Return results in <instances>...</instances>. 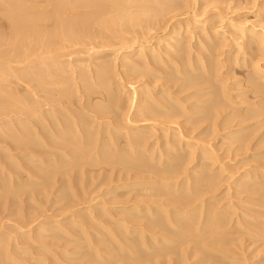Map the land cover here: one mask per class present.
<instances>
[{"label":"rangeland","instance_id":"1","mask_svg":"<svg viewBox=\"0 0 264 264\" xmlns=\"http://www.w3.org/2000/svg\"><path fill=\"white\" fill-rule=\"evenodd\" d=\"M123 1L126 3L125 4V3L121 2V4H122L121 6H123V7L125 6L123 9L126 8L125 10H127V9H131L133 7V9H131V11L127 10L128 13L131 16L128 13H126L127 11L123 13L122 11H124V10H122V7H121L120 9L122 10L121 11L122 15L120 14L119 11L117 12L120 16L117 15V13L116 14L113 13L114 14L113 15L111 12H109L108 17L110 16V20H114V18H115V20L112 21L113 22L112 23L111 21L109 22V18L108 17H107L108 19L105 17V15L107 16V14H108V12H105L104 15H103V18H104V20L107 19L106 22H109L108 24H110V25L105 27L106 29H103L104 25L102 26L99 23V25H100L99 26L98 23H97L96 25H94V27H92L91 33L85 34L87 37L85 35H83L82 37H80L78 39L79 41L76 40L74 42L69 43V44H72V45L67 44L69 46L65 47L66 49H64V52H65L64 55L65 56H69V58L64 56V58L66 60L65 59H63V60H65V62L66 61L68 62V60L70 59V62H68V63L64 62L68 67L66 65H65L66 67L63 66L64 63L62 62L63 63L62 68H63V70L65 68H67V69H65V71H66L65 74L68 73V76H71L70 74L72 73L71 72L72 70L70 71V68H72V67H73L72 68L73 70L77 69V70H79L80 73L82 72V70H84L82 72V75L84 76V78H82V79L81 78L80 79L79 78H75L74 79V80L81 81L82 85L81 84L78 85L77 82H79V81H77V82L75 81L73 83L74 80L69 81V79H68V81H69L68 84L71 85V86H67L68 84H66V86L68 87L67 89H70L69 87H72L70 89L71 90L70 91L71 96L75 92H79V93H76V95H73L72 99L70 98V103H72V102L75 103V104L72 103L73 105L71 104V106L75 105L72 109L74 111H76V112H78V107L76 106V102L77 101L80 102V99H82V97L84 95L87 96V94H89V92H90V90H87V87L86 88L84 87V86H86L85 84H88V87L91 90L95 89V85H94L95 84L94 83L95 80L91 81L90 76L93 75V74L96 75L103 68H107L108 67L106 69L107 71H105L107 73L106 74V79L108 80L107 81V85L108 86L106 85L107 88L105 87V89L108 90L110 93L111 92L113 93V95L111 93L112 98L110 96L109 97L107 96L108 100H105V99H107L106 97L104 99L96 97V98H94L92 100V103L94 105H96V104L98 105L99 104L101 106L108 107L109 110L112 109V111H109V113H106V117L111 118L113 121L118 119V120H116V124H118V121L120 120L119 123L122 125L121 126L119 124L120 125L119 126V125L115 124L113 126H110V130L111 131L116 130L118 128L117 129L118 133H116V134L114 133V134H115V136L117 138L119 136V139H117L119 141V144L117 143V141H115L113 143V145H112V144H110V142L109 143L107 142V140L110 141V139H108V138L106 139V142L110 146L112 145L111 146L112 148L114 146L115 148H113V149L115 151H117L115 153V151L111 147H109L110 149L108 151V148H107V151L109 152L110 155L113 152L112 156L114 155L116 157V159L119 158L120 160L121 159L125 160L128 157V155H129V158L131 157L129 159V161L134 160V159H132V158H134V156L130 155L132 153L131 150L130 149L128 150V147L125 144V141H127V140H125L124 138L126 137L127 132H128V134H133L135 132L133 129H131L132 128L131 126L137 124L136 122H138V120H139L138 119L139 115L137 114V111H138V109L139 110L142 109L141 107H139L140 105L138 104V102L142 98V96H146V95L150 94L149 92H151V91L153 92V94L155 93V96H157L156 94H158L161 90H167L168 88H170L171 91L169 89L168 90H169L170 95L172 96V98L178 99V100H180V102L183 100L184 103H186V105H191L192 102L196 103V101L198 102L200 99H201L200 102H202L203 101L202 99L204 97L198 99L197 97L196 98H191L190 96L192 94L200 91V90L202 91V88H204L203 90L205 91V88H206V90L209 89L208 90L209 91V95L214 96L213 99H215V97H216L215 95L217 94L216 91H218V95L220 96L219 99L225 101L224 98L222 97V94H223V92H226V93L229 92L231 95H229V94H227V95L229 97L231 96L230 100L235 96L233 98L235 101H233V99H232V102H235L234 104H237V105L240 104L241 105L242 103L243 104H247V103L249 104V102H250V104L253 106L254 103H255V106H253V109H255L254 107L260 108L259 105L261 107H262V104L264 105V99L263 98H260V97L257 98L256 96L253 97L254 96L253 95L254 89L251 88L249 86V83H248L250 81V79H256L257 80L256 76H258V73L261 72V71H264V43H263L264 42L263 41L264 40V0H167L169 5L167 4V1H165V0H156L157 4L155 3V0H139V1L138 0H132L134 2L133 5H128L131 2V1L129 2V0H123ZM147 1H149V3L151 2V4L153 2V4L155 5V6H153V4H152L153 7L151 6V4H148L153 9H151L146 4V3H148ZM139 2H141V3L139 4ZM137 3H138V5H136ZM135 5L137 7H135ZM163 5H164V7H163ZM130 6H132V7H130ZM157 6H159L158 7L159 11L157 10V12H156V10H154V7L157 8ZM140 7H141V9L143 8V10H142L143 12L139 11V15L137 16V20H138L137 21V20H135V17L138 14V9ZM147 7H149V8H147ZM162 8H164V9H162ZM166 8H168V9H166ZM147 9H149V10L151 9V11L149 12ZM161 9L164 10V11H162ZM146 10H147V12H146ZM132 13H134V15ZM110 14L112 15V17H111ZM126 14H128L129 16H127ZM115 15H117V16H115ZM120 17H122V18H120ZM128 19H130V21H128ZM133 19H134V23L131 22ZM119 20H121V21L119 22ZM122 21H124V22H122ZM119 23H121V24L124 23L125 26L122 27V25L119 24ZM111 24L115 25L114 26L115 28L112 29L113 31L109 28V27L113 28L112 27L113 25H111ZM7 25L8 24H7L6 20L3 18L2 14L0 13V36L3 35L0 38V41L1 40L3 41V39L5 38L4 36H6V35L8 36V34H9V28H8ZM95 26H97V27L95 28ZM101 27H102V29H101ZM3 32H6V33L8 32V34L3 33ZM251 33L252 34L255 33L256 36L254 35L255 37H253ZM7 36L4 39V43L2 41L0 42L1 43L0 44V57H1V59H2V56H3L2 54L3 53H4V55L5 54L9 55V56H6V57H10L11 56V54H10L11 53L10 52L11 49H10L9 46H11V48L13 46L10 43H9V46H8V41L6 40ZM260 39H262L261 40V44L259 43ZM181 43H182V45H181ZM6 44H7V46H6ZM7 47H9V48H7ZM203 48L204 49L207 48L209 51L207 52L206 51L207 49L204 50ZM155 49L156 50L158 49V51H156ZM6 50H7V53H6ZM8 50H9V53H8ZM153 50H154L155 53H149L150 51H153ZM61 52H63V50H61ZM66 52L67 53L69 52V53L66 55ZM71 52H73L74 54L71 53ZM140 52H142L144 56L142 54H140ZM94 53L96 54V56H95ZM165 53H167V54H165ZM98 54H99V56H98ZM140 55H142L143 57H141ZM150 55L153 56V57L149 58ZM169 56H171V57H169ZM197 56L203 58L202 59L203 61H207V60L213 61L214 65L215 64L217 65V63H218L217 66L215 65V67H217L216 69L218 70V72H217L216 69H214V70H216L217 74H216V72H214L213 75H211L212 78L215 76V78H213V80H214V82H217L218 84L216 83L217 84L216 85L213 82L216 86L212 85L213 83H211L212 82L211 76H210V78L204 76V78L205 77L206 78L205 79L203 78V81L206 80L205 81V85H207V86H205V85H203L202 87L200 86L201 88L198 86V88L200 89L199 90L196 87H195L196 89H194V87L192 86L193 84H192V85H190L191 89L188 87V85H186L185 87L186 88L188 87L189 89H186V88L182 89V87H184V85L187 84V81L184 79V75L185 74H186L185 75V78H186L192 73L193 69H195V70L198 69L199 73L202 72V69L200 70V68H203V67H201L202 65L200 66V62L197 61L198 64L196 62H192L195 59L197 60ZM209 56H210V58L208 59L207 57H209ZM36 57H35V61L37 60L39 62L38 63L36 61L38 63L37 66H39V64L42 61L40 62V57H39V60L37 59L38 57L37 58ZM48 57H50V56H46L47 59H51V58H48ZM154 57H156V58H154ZM160 57H161V59H165L167 61V67H166V65H165L166 68L162 67V68H164V70H162L161 67H157V66L147 67L144 64L145 62H143V61H146L147 59H150V60L156 59L157 60V59H160ZM33 59H34V57H31L30 60L28 59L29 64L32 63L31 61ZM216 59H218V60H216ZM183 60H184L185 63L184 62L180 63V61H183ZM190 60H192V61H190ZM28 61H26L27 62L26 64H28ZM46 61H47V63L50 62L49 60H46ZM100 61H103L105 64L103 62H100ZM166 61H165V63H166ZM172 61H174V62H172ZM187 61H189V62H187ZM2 62L4 64H2ZM2 62L0 60V65H1L0 67L1 68H2L3 65H6L5 59H3ZM52 62L53 61H51L50 63H52ZM83 62H85L84 63L85 66H83L84 65ZM190 62L193 63V64L190 65ZM34 63L35 62L33 60V64ZM69 63H70V65L72 67L70 65H68ZM71 63H73V64H71ZM186 63L187 64L189 63L188 67H187ZM194 63H196L199 68H197V66H195ZM106 64L108 66H106ZM141 64H142V66H145V67L142 68ZM202 64H203V62H202ZM219 64H221V65H219ZM15 65H17V64H15ZM15 65L14 64L12 65L14 67V69H13L14 71H12V70H11L12 72L4 71L5 74L10 75V76H12L14 74H16L18 76H23L24 71H16L15 70L16 68H20L18 66H20L22 64L16 66V68H15ZM73 65L76 68H74ZM77 65H78V67H77ZM89 65L90 66L93 65V67H89ZM94 65H96L97 68H95ZM22 66H21V68H22ZM189 66L193 67V68H191L192 70L190 69ZM258 66L260 68L259 72H258V69H259ZM182 67L185 68V69L188 68L191 71V73H186V72H190L189 70L188 71L187 70H183L184 71V73H183V71H182L183 68ZM256 67L258 69H256ZM38 68H34V71L36 70V72H34L33 69L31 70V72L32 71H33V73L41 72L42 68L41 69L40 68L38 69ZM91 68H92V70H91ZM99 68H100V70H99ZM104 70L105 69H103V71ZM180 71L182 72L181 74H180ZM15 72H17V73H15ZM147 72H148L149 75L147 74ZM176 73H178V74H176ZM19 74H21V75H19ZM86 74H87V76H86ZM89 74H91V75H89ZM175 74L178 75V76H176ZM187 74H189V75L187 76ZM214 74H216V75H214ZM254 74H255V77H254ZM64 76L66 77L67 75H64ZM71 77H73V75ZM252 77H254V78H252ZM71 79H73V78H71ZM170 79H171V81H170ZM215 79L217 81H215ZM150 80L154 81V82L151 81L152 83L149 84L151 86L148 85V83H150ZM172 80H173V82H172ZM165 81L167 82V85H166ZM207 81L208 82L211 81V82L208 83ZM220 81H224V82L226 81V82L225 83L223 82V84L221 82V84H219ZM71 82H72V84H70ZM17 83L18 82H16L15 84L11 83L10 85L9 84H3V86L5 85L7 87L6 91L7 92L9 91L8 93L11 96H14V97L11 98V99H13V102L16 101V99L18 100L17 102H14V104L16 103L15 105H17V107H18L16 109L14 108L15 110H18L19 108L24 106L22 104H25L24 99L27 98L26 97L27 96L26 85H24V84L21 85L22 83L19 82L20 86H19V88H17L18 87V85H16ZM202 84H204V82ZM0 85L2 86V84H0ZM7 85H9L10 87L7 86ZM80 85H81V90H79ZM14 86H16V87L14 88ZM66 86H64V87L66 88ZM77 86H79L78 89H75V88H77ZM163 86L165 88H163ZM169 86H171V87H169ZM178 86H180L181 88L178 87ZM210 86H214L215 87V88H212V87L211 88L216 92V94H214L215 92H211L212 89L210 88ZM221 86H222V88H221ZM192 87H193V90H192ZM142 88H144V89H142ZM74 89H75V91H74ZM16 90H18V91H16ZM76 90H78V91H76ZM138 90H140V91H138ZM227 90H230V91H227ZM15 91L18 92V93L15 94L16 93ZM22 91L23 92L26 91V92L23 93ZM72 91L74 93H72ZM134 91H136V92H134ZM141 91H142V93L144 92L146 94L143 95L142 93H139ZM169 92L163 94L162 98H161V95L157 96V98H159V97H160L159 99H166V97H167V99L169 97L171 98V96H169ZM175 92L177 94H179V95H177ZM133 93H135V94L137 93V94L133 95ZM220 93H222V94H220ZM19 94L20 95L22 94V96L20 97ZM82 94H83V96H82ZM116 94H118V97H117ZM153 94H151V95L153 97H155ZM137 95L139 96L138 97L139 99H137ZM209 95L208 94L206 95V98L204 99V101L206 99L208 101L212 99V96H209ZM245 95H247V97ZM86 96H84V97H86ZM239 96H240V98H239ZM84 97H83V100H84ZM187 98L188 99L191 98L192 101L190 99H189L190 100L189 101ZM111 99L113 101H111ZM262 99H263V101H262ZM137 100H138V102H137ZM11 101H10V103L12 105L13 102H11ZM183 101H182V104H183ZM228 102L225 103L226 106H227V104H228V106L230 105V102L229 103ZM259 102H260V104H259ZM111 103H113V104H111ZM135 103L138 104V105L136 106ZM256 104H257V106H256ZM11 105L9 104L10 107H11ZM237 105H236V107H235V105H230V107L227 106L229 111L227 110L226 111L227 114L225 113L224 115L220 116L221 118L218 117V119H217V117H215V119H217L216 123H215V119L214 118L206 119V122L203 124V126L201 125V129H205L207 127L211 131L216 126L217 123H220L222 121V119L226 115H228L230 113L232 114V112H233V114L236 113L237 108L240 106L239 105L237 107ZM241 106H242L243 110L242 109H240V111L238 110L236 114H239V112L241 113V115L242 114H246V115H243L244 119L245 118L248 119L250 116H247V114L250 111H252L253 109H251V107H245L243 105H241ZM241 106L239 108H241ZM111 107H113V108H111ZM243 107H245V108H243ZM75 108H76V110H75ZM113 110H114V112H113ZM231 110H232V112H231ZM241 110H242V112H241ZM106 111L108 112V110H106ZM112 112L115 113V114L112 115L113 114ZM196 112H198L197 109H196L195 113ZM14 114H15V112H14ZM14 114L11 113L9 115V117H8L9 119L7 118L8 115L7 116L4 115V116L0 117V125L2 124L0 126L2 128V131H0V133L3 132L4 135H7V129H9L8 134L17 135L18 132L19 133H23L27 129L25 124H22V122H21V121L24 120L23 119L24 117H22V113H21V117L22 118L20 117V115L18 117V114H16L17 116L16 115L14 116ZM108 114H110L111 116L110 115L108 116ZM10 116L11 117L14 116V117L11 118ZM113 117H116V118L113 119ZM17 118L19 120L21 119V121L18 122V120H16ZM130 118H131V120H130ZM182 118H184V119H182ZM182 118H179V119H176V120H172V121L177 122L178 125H181V127H183V128L187 127L186 131H188V129H189L188 126L189 125L188 124H184L185 117H182ZM10 119H12L13 122ZM213 119H214V122H213ZM238 119L240 120V117H238L237 120H235L234 122L235 123L238 122ZM255 119H253L254 121L251 119V122L248 120L247 121L248 123L245 122L247 124V126H246L245 123H243L244 126H243V124H240L241 126L238 125L240 127L237 126V128H236V129H239V128H242V127L243 128L244 127L245 128L253 127L252 129H250V131L248 130L247 132H243V135L242 134L240 135L242 137L243 136H248L246 138V140H247V142H245L246 144L237 142V139L234 140L232 137H228V136L224 137V134L227 131L220 132L219 128H218L219 130L218 129L217 130L220 133L219 132L215 133L216 134V138L214 136L215 134L213 133L214 134L213 135L212 132H208L209 134L208 133L205 134L207 136H205V135L196 136L197 135L196 132L195 133H193L192 131L186 132L185 128L183 130V133H182L181 139H180L181 143L182 142L186 143L187 141H191L192 144H195L196 146L197 145L200 146V144L202 145V143H204L203 145H205L208 142H210L208 144V146L207 145H205V146L206 147L210 146L209 148H211L210 149L211 152L217 146L214 149V152H213L214 153L213 155H215L214 160H216V163L213 164L212 169L214 170V172L216 171L215 172V175L217 174L216 175L217 176L216 181L218 179V182H220V179H221L222 182H220V183L216 182V186H217L218 189L215 188V189H217V191L216 190H215V192L213 191L215 194H213L211 192V193L207 194L208 198H207V196H205V198H202V199H203V202L208 200L207 203L205 202L206 205H208V206H206L205 203H204V205H205L204 207H209V208H211L213 210L215 209L214 212L217 213V215L215 216L216 218L218 217V215H220L219 216L220 218L218 217V219H221V221L219 220L218 223L222 224V225L220 224V227H222V228H219V227L217 228V231H219V235L220 236L219 235H215V237L213 236L214 237L213 241L215 243L210 244L212 246H209V243H207V244L205 242L203 243V245L205 244L204 247H207V249L199 251L201 254L199 252L197 253V250L195 251V253L193 252L196 249V246H193V245H195L194 243H192L193 241H191V240L189 241L188 240V239H192L193 240V238L186 239L185 240L186 244L185 243L183 244L180 241L179 237H178L179 241L177 239L176 241H178V242H175L176 238L174 237L175 239H173V236H178L180 234V231L177 232L175 229L170 230L172 232H171L170 235L168 234V238L171 236V238H169V239L167 238V236H163V235H166V234H163V233H166V232L159 231V229L158 230L157 229L153 230L149 234L146 233V232H144V234H143V232H141V233H133V229H135L136 227H138V228H136L138 230L141 229L142 228L141 225L143 226L144 223H146L145 222L146 220L145 221L144 220L138 221V222H140L138 224L139 226H137V223H135L134 224L135 227H134V225H132L133 224L132 222L131 223L127 222L129 219H131V217H129V215L128 216L126 215V214H128V212H127V210H125V208H128L131 204L133 206L134 204H137V203L136 202L132 203L133 202L132 201L129 205L125 204L127 207L124 204L121 205V207H120V204L125 202V200H123V198L119 199L118 195L126 194L127 192L128 193H133V195L134 194H138L140 191L142 193V191L145 188L143 189L141 186H137L136 189H135V192H133V190H131L132 189L131 185L132 184L134 185L135 183L140 184L141 182L142 183L150 182V180L145 178L147 180L146 181V180H144V178L141 179L142 176H135L136 174L142 173V170H138L139 173L136 170V172H134L133 174H132V172L135 171V170H133L132 172L129 171L130 173L128 174V170H127L128 167L127 166L126 167L124 166V168H122V166H120V165H116V167H115V165H113V166H111V167L114 168L113 171L110 170V169H112L110 166L104 165L105 166V168H104V166H102V164H104V163H100V161H99L101 159L100 156H98V158L96 157L97 155L95 156L96 149L99 148L100 144L95 142L96 141L95 139H97V141H98V137L95 136L97 134L94 135V133L97 132V130H96L97 129L96 128L97 124L92 122L91 126L89 128H90L91 134L93 135V137H95V138L92 139L93 140L92 142H93V145H94V146H92V148L94 149V152L92 153V150L89 151V152H91L90 154H92L91 155L92 157L90 156L89 153H88V156L91 157L92 159L91 158H90L91 160L88 159L87 162H88V164L89 163L92 164L93 162H95V159L97 158L96 162L98 160L97 163H99V166H98L97 163L96 164L94 163L93 168H92L91 164L88 165L86 161H83V162H81L83 166L86 165L85 166L86 168H87V166H91V167H89V169H86V168H84L82 166H80L78 168L76 167L77 169L75 168V170H76V172L78 174L75 172L74 169L68 168L66 170V175L68 174L67 177L71 176V178L70 177L68 178L70 181L65 182L67 177H65V175H64V177H62L59 174L60 176L58 175L57 179H58V177H59V179L60 178H64V181L63 182L61 181L60 183H57L56 185H51L50 184L51 187H49V184L46 185V183H45V185H44V183L42 182L43 186H44L43 187L41 185L42 183L41 182H36L35 179H32L33 182H30L31 178L27 179L26 176L21 175V172H18L19 170H16L18 172V174H14L15 175L14 177L15 178L21 177L22 179L20 180V182L17 179L14 180L13 177L12 178L10 177V179L8 178V176L6 178L4 177V175H6V173L9 172V168L8 169L4 168L1 171L3 175L0 174V181L2 180L1 182L3 183V186L0 187V195L2 193L3 194L0 196L1 197L0 205L2 207L3 206L4 207L2 208L0 206V209H1L0 210V231H1L0 233L2 235L1 237H3L1 242H2V244L3 243L4 244L2 246H0V249H1L0 250V257H1L0 261L3 262L4 264H9V263L10 264H89V263L90 264L91 263L94 264L93 262H95V261H96L95 264H135V263L139 264L140 262H141V264H264V174H262V172L264 173V160H263L264 159V126H263L264 124H260V128H259V123H262V122L264 123V121H263L264 118L257 117V120H255ZM124 120L126 121V123H125ZM129 120H130V122H129ZM159 120H160V118H159ZM159 120H158V118H156V120L153 121V122H156V123L158 122L157 124H159V125H157L156 123L152 124L153 123L152 121H149V122L142 121V123H138L140 125L137 124L139 127H142L145 124H146L145 126L150 125V127L152 125H153L152 127H154L155 125L157 126V127L155 126V129H154L155 131L154 130L151 131L152 135H151V132H150V133H148V136H146V137H152L153 136L152 138H150L151 140H148V143H149L150 147H152L151 151H152V149H154V152H156V154L159 152V150H157V149H160L159 147H161L163 145V143H164V140H161V139H164L163 137H165V133H168L169 135L172 134L170 131L163 133L164 131L159 129L158 126H160V122H162L163 119H161L160 122H159ZM105 121H108V120H105ZM121 121L125 124V126H124L123 123H121ZM5 122H8L10 125L5 123ZM133 122H135V124ZM139 122H141V121H139ZM210 122H212V123L210 124ZM17 123H18V125H17ZM89 123H90V121H89ZM179 123H181V124H179ZM15 124L18 126V128H17V126L15 127ZM92 124H93V126H92ZM173 124L175 125V123H173ZM173 124H168V125L171 128L178 129L179 126H173ZM253 124H254V126H253ZM20 125H21V127H20ZM209 125H211V126L214 125V126L212 128ZM9 127H11V128H9ZM1 128H0V130H1ZM23 128L25 129L24 131H23ZM16 130H18V131H16ZM19 130H21V131H19ZM126 130H128V131H126ZM260 130H261V132H260ZM15 131H16V134H15ZM93 131H95V132H93ZM124 131H126V132H124ZM156 131H158V132H156ZM255 132L257 133V135H256ZM258 132H259V134H258ZM2 134H0V135H2ZM124 134H125V137H124ZM134 135H135V133H134ZM188 135H190V136L188 137ZM208 136H210V137H208ZM251 136L252 137L254 136L253 137L254 139ZM255 136H256V138H255ZM121 137H123V138H121ZM222 137H223V139H222ZM261 137L263 138L262 140L260 139ZM205 139H208V141L205 140ZM248 139H249L250 142H248ZM157 140H159V141L157 142ZM203 141H206V143L203 142ZM104 142H105V140H104ZM236 142H237V144H235ZM115 143H116L117 147H119L120 144L123 145V146L119 147L120 148L119 150H121L122 153L123 152L124 153L126 152V154H127V152H129V153L131 152V153L128 154V155L123 153L124 155H122V156L118 155V152H121V151L118 150V148L116 147ZM154 143H156V144L154 145ZM239 143H240V145H239ZM108 144H107V146H109ZM124 144H125V146H124ZM212 144H214V145H212ZM241 144L244 145L243 147L245 149L242 147L240 149V151H239L238 149L240 148V146H242ZM3 145L4 144L1 145V143H0V152H2L0 154L2 156L4 155V153H3L4 151H1V150H3V148L6 147V143H5L4 146ZM249 145H250V147H249ZM153 146H155V148ZM199 146L194 147V150H197ZM121 148L122 149L124 148L125 150L127 149V151H125L124 149L122 150ZM188 148H187L188 151H185L186 153L189 154V152H194V151H192L193 148H192V150H190L191 148L190 149H188ZM184 149L186 150V148H184ZM235 150H236L237 153L233 152ZM26 151L28 152V150H26ZM26 151L23 150V148H19L18 151L11 152L10 153L11 157H9V158H11V159L13 158L12 164H10L9 162H6V163L10 167H11V165H13L12 166L13 168L11 167L12 169H15V168L17 169L18 167H23L24 163L26 161L28 163L31 162L32 164L37 163L35 161H31V158H29L28 156H25V155L21 156L20 155L21 153L25 154ZM150 152L148 154L145 153V155L149 156ZM142 153H144V152H142ZM238 153H239V155H238ZM245 153H246V155H245ZM139 154H140V152H139ZM151 154H152L151 157L147 156L149 158L148 160H147L146 157H144V158H146V160L148 162L151 161L150 158H155L156 156H158L159 153L157 155L154 154V153H151ZM117 155H118V158H117ZM143 155H141V156H143ZM114 156H113V158L115 159ZM24 157H26V158H24ZM73 157H75V156H73ZM123 157H125V158L123 159ZM90 161H92V162H90ZM101 161H102V159H101ZM33 162H35V163H33ZM152 163H154L153 165H155V162H152ZM118 166H120L119 169L117 168ZM193 166L194 165H189V166L186 165V167L189 168L190 171H195V170H192ZM106 167H107V169H106ZM79 168L80 169L82 168V170H80ZM218 168H220V169L222 168L223 169L222 173L220 172V169H218ZM69 169L70 170L72 169L73 173ZM85 169H86V171H85ZM121 169L122 170L125 169V170H123V172H121L122 171ZM79 170L82 171V172L85 171L84 173H82L83 175L81 174V172ZM67 171L68 172L70 171L71 175H69L70 172L68 173ZM124 171L127 172V173L123 174ZM246 171H248V172L252 171V173H249V175L251 176V174H252L251 177L255 178L254 179L255 187L253 186L252 182L248 183V185H246V187L243 186V185H240V183H239V182H241L239 180L240 179V175L242 176L244 174V172H246ZM74 172L76 174H74ZM108 172H110V173H108ZM248 172H246V173H248ZM79 174H81L82 176L79 175ZM218 174H220L221 177ZM129 175L131 177H133V179L136 177L135 179H138V180H133L132 179V181L129 182V180H131L130 177H128ZM232 175H234V176H232ZM261 175H263V176H261ZM22 176H24V177H22ZM139 177H141V178H139ZM187 177L182 175L180 177L181 179L179 178L178 180H175V181L174 180H170L172 182V184L170 185L171 188L174 190L176 188L175 182H177V181L180 182L182 179L187 178ZM73 178H74V181H71ZM120 178H122V179L120 180ZM124 178H127V179H125V181H123L122 186L124 185V187L120 188V189H122L124 191H122L120 189H118L120 191L116 190L115 188L121 186L122 180ZM34 180H35V182H34ZM127 180H128V182L126 183ZM14 181L16 183H14ZM113 181H115V182H113ZM154 181H156V180H153L151 182H154ZM23 182L26 185H27V183H30V186H29V184L27 185V186L31 187V188L28 187L29 188L28 191L21 189V188H23V189L27 188V187H25V188L21 187L22 185L19 184V183L23 184ZM244 182L247 184V181H244ZM32 183H34V185L36 187L34 185H31ZM36 183H39V186ZM67 183L70 184V185H68ZM71 183H73V184H71ZM218 184L219 185L221 184V186H219ZM128 185H129V187H127ZM238 185H240V186H238ZM18 186L20 187V189H19L20 191L18 190ZM63 186H64V190L62 189ZM114 186H116V187H114ZM130 186H131V188H130ZM5 187H7L8 189H6ZM16 188H17L18 191H16ZM40 188L42 189V191H41ZM45 188H47V189L45 190ZM2 189H4V190L6 189V190L4 191ZM114 189L116 190V193L112 192V191H115ZM183 189H185L184 186H183ZM31 190H33V191H31ZM34 190H37V191H34ZM182 190H181V192H182ZM260 190H261V192H260ZM24 191L28 192L29 194L28 193L25 194ZM5 192L6 193L8 192V193L5 194ZM10 192H13L15 194V196L13 197L12 195H10V197L7 198L9 196L8 194ZM18 192H21V194L18 193ZM35 192H36V195L34 194L35 196L32 197V198L35 199L34 200L30 196H33V193H35ZM151 192L155 193L153 190H151ZM257 193H259V194H257ZM40 194H41V196H40ZM116 194H118V195H116ZM6 195H7V197H6ZM114 196H117L118 198L117 197L114 198ZM6 198L8 200L15 201L14 202L15 206H12V207L9 206V205H11L10 202H12V201H8ZM143 198L144 197H142V199L141 198L134 199V201H137V200L141 199L140 201H138V202H141L142 200L144 201ZM260 198H262V199H260ZM210 199L213 200L214 203L212 201H210ZM1 200H2V202H1ZM5 200H7V201H5ZM20 201L22 203L26 202L27 204L26 203L20 204L21 203ZM4 202H6V203L8 202L7 206H6V203H4ZM210 203H213L212 206L210 205ZM26 206H28V207L26 208ZM9 207L11 208V210H10ZM212 207H215V208H212ZM8 209H9V211H8ZM17 209H19V210H17ZM27 209H28V211H27ZM121 210L123 211L124 214L120 213ZM217 210L219 212H217ZM18 211H21L22 213H20V212L17 213ZM105 211H108V212H105ZM124 211H126V212H124ZM23 212H24V215H23ZM221 212L225 213V215L223 214L224 215L223 217H222V213ZM196 213H194V214L198 217V215ZM21 214L23 215V217L25 215L27 217L28 214L30 215L29 217H31L32 214H33L32 217L36 215V216L40 217V220H41L40 222L43 224V228L44 229L48 230L50 228L49 226L51 224L52 228L55 227V229H53V230H56V231H50V233L49 232H44L45 234L42 233L43 234V239L42 238H38L40 240V242L36 241V239H35V242L33 240L34 243L32 241L30 242V240H32V236H33V234L35 232H30L31 231L30 227H26V228L25 227H22V228L20 227V229H18V227L20 225H18V223L15 222V221H17V222L21 221V219L23 218L21 216ZM107 214H108V218L106 217ZM191 215H193V214H191ZM20 216H21V219H20ZM36 216L33 217V218H36ZM230 216H231V218H230ZM227 217L230 218V220ZM216 218L214 220L215 222L218 221V219H216ZM199 219L201 221L204 220L201 217ZM213 219H214V217L213 218L210 217V220H213ZM44 220H46V221H44ZM227 220H228V222H227ZM142 221H144V222H142ZM225 221H226V223H225ZM123 222H126V223H123ZM222 222L224 223V225H223ZM239 222H240L241 225L239 224ZM46 223H48V224L46 225ZM120 223H122V224H120ZM44 224L46 226H44ZM74 224L75 225L77 224L76 226H74L76 229L73 227ZM79 224H80V227H79ZM249 224H250V226H248ZM81 225L82 226L84 225V227L87 229L86 231H85V229L82 230L83 232L85 231L84 233H82V231L80 233V230L82 229ZM236 225L239 226V227H237ZM77 226H78V228H77ZM130 226H131V228H133V227L134 228L131 229ZM177 227L180 230V227H181L180 224L177 225ZM16 228L18 229L19 232L22 229L21 232H24V234H23L24 236L22 235L23 238L20 236L21 233L17 234L18 232L16 231L17 230ZM23 228H25V229L23 230ZM67 228L68 229L71 228L70 231H68ZM106 228H108V229L106 230ZM128 228H130L132 230V232ZM73 229H75V230L73 231ZM10 230H12V231H10ZM60 230L61 231L64 230V232L65 231L66 232L65 233L64 232L61 233ZM77 230H78V232H77ZM115 230L118 231V233L119 232L120 233L118 234L117 232H115ZM124 230H126L129 235ZM108 231H110L111 235L109 234ZM111 231H112V233H111ZM174 231H175V233L177 232L176 235H175ZM11 232L13 233V235H12ZM15 232H17V233H15ZM69 232H71V234ZM154 232L156 233V235H155ZM227 233H228V235H227ZM49 234H50V236H48ZM102 234H104V235H102ZM137 234H138V236H137ZM150 234H151V236H150ZM100 235H101V237H100ZM141 235H143V236L141 237ZM46 236H47V239H46ZM59 236L61 238H59ZM71 236H73V237H71ZM53 237L55 239L57 237L58 238L55 240V239H53ZM145 237H146V240L143 239ZM153 237H156V238H153ZM163 237H166V238L164 239ZM20 238H21V240H18ZM28 238L30 239L29 241H28ZM48 238H50V239H48ZM90 238H91V240H90ZM22 239H25L26 241L23 240V242L21 244L20 241H22ZM60 239H61V241L59 242ZM107 239H109V240H107ZM130 239L133 240V241H131ZM147 239H148L147 245H143L142 243L146 244L145 241H147ZM152 239H154V240L157 239L156 240L157 242L153 241ZM224 239H225V241H224ZM4 240H5V242H4ZM15 240H16V242H17V240H18V242H20L19 245L17 244V247L19 248L18 250L16 248V244L14 246ZM51 240L55 243V245H54V243L52 244ZM137 240L139 241V243H138ZM164 240H170L169 242H173V245L167 243L169 245V248H168V245L166 244V242L163 243ZM217 240L218 241L219 240L222 241L223 244L218 242ZM12 241H13V243H12ZM24 241H25V243H24ZM134 241L137 243V245L134 244L135 243ZM9 242H11L12 245ZM119 242H121V243H119ZM179 242H181V243H179ZM188 242H190V243L188 244ZM126 243H127V245H126ZM130 243H131V245H134L135 247L131 246ZM149 243L151 244V246L149 245ZM121 244H123L124 246L121 245ZM156 244L158 246L161 245L160 248ZM178 244H180V245H178ZM217 244H219V245H217ZM132 247H133V249H132ZM163 247H165V248H163ZM192 247H195V249L192 248ZM149 248H151V249H149ZM161 248H163L164 251L167 248L168 250H166V252L168 251V254L170 253L169 256L167 255L166 252H163L162 251L163 249H161ZM41 249H43L44 251L41 250ZM134 249H135V251H134ZM137 249H139V250H137ZM153 249H156V251L153 250ZM7 250H8V252H7ZM12 250H15V252L13 251L15 254L12 253ZM19 250L20 251L22 250V251L20 252ZM23 250H29V251H27L28 254H26ZM145 250L146 251L150 250L152 253L150 251H147V253H146ZM157 250H158V253H160V254H161V252H159V251H162V257L164 256L163 258L161 257V255L156 253ZM4 251H6V252H4ZM9 251H11V253ZM38 251H40V252H38ZM130 251H131V254H130ZM141 251H142V253H141ZM202 251H203V253H202ZM29 252L31 253V255L29 254ZM136 252H138V254ZM174 252H175V255H173ZM124 253H126V254H124ZM144 253H145V255H144ZM13 254H14V256H12ZM128 254H129V256H128ZM136 254L137 255H141L142 257L140 258ZM146 254L149 255V256L150 255L154 256V254H155L154 257H152V256L149 257L150 260L147 258L148 259L147 261L148 262L151 261V263H147L146 262V257H147ZM182 254H183V257L185 259H183ZM4 255H7V256H5V258H4ZM176 255H177V257H176ZM134 256H137V257L135 258ZM180 256L182 258L181 259L182 262L180 260ZM159 257H160V259H159ZM151 258L152 259L154 258L153 261H152Z\"/></svg>","mask_w":264,"mask_h":264},{"label":"bare ground","instance_id":"2","mask_svg":"<svg viewBox=\"0 0 264 264\" xmlns=\"http://www.w3.org/2000/svg\"><path fill=\"white\" fill-rule=\"evenodd\" d=\"M131 1V2H130ZM139 1V0H138ZM165 1H167V0H165ZM121 2H123V3H125L123 0H0V13L2 14V16H3V18L6 20V22H7V26H8V28H9V34H8V32L6 33V32H3V33H6V34H8V36H7V41H8V46H9V43L10 44H12V48H11V46H9L10 47V49H11V56L10 57H6V56H9V55H4V53L2 54L3 56H2V59H1V57H0V60H1V62H2V60L3 59H5V61H6V65H3L2 66V68L0 69V84H2V86L0 85V117L1 116H4V115H8L7 116V118L9 117V115L11 114V113H13L14 114V112H15V114H14V116L16 115V114H18V117H19V115H20V117H21V113H22V117H24L23 119V121H21V119L19 120L18 118L16 119V120H18V122L19 121H21L22 122V124H25V126H26V130L23 128V133H17V135H10V134H8V131H9V129H7V135H4V133L3 132H1L0 134H2V135H0V143H1V145L2 144H4L5 145V143H6V147H4L3 148V150H1V151H4L3 153H4V155L2 156L1 154V156H0V172L4 169V168H9V172H7L6 173V175H4V177L6 178L7 176H8V178L10 179V177L12 178L13 177V179L15 180V179H17L19 182H20V180L22 179L21 177H18V178H15L14 176V174H18V172H21V175H24V176H26V178L28 179V178H31V181L30 182H33V180L32 179H35L36 180V182H43L44 183V185H45V183H46V185L47 184H49V187H51L50 186V184L51 185H56L57 183H60L61 181L63 182L64 181V178H60L59 179V177H58V179H57V176L60 174L62 177H64V175H65V177H67V175H66V170L68 169V168H72V169H74L75 170V168L77 167H80V166H82V167H84V168H86L85 166H83L82 165V163L81 162H83V161H88V159H90L92 156V154H90L91 152H89V151H91L92 150V153L94 152V149L92 148V146H94L93 145V138H95V137H93V135L91 134V132H90V126H91V123L93 122V123H96L97 125H96V130H97V132H95V131H93V132H95L94 133V135L95 134H97V135H95V136H97L98 137V141H97V139H95L96 141L95 142H97V143H99L100 144V146H99V148H97L96 149V154H95V156L98 158V156H100V158L102 159V161H101V159L99 160L100 161V163H104V164H102V166H104V165H106V166H113V165H115V167H116V165H120V166H122V168H124V166L126 167H128V174L130 173V172H132L133 170H135V171H133L132 172V174L134 173V172H136V170L138 171V170H142V173H139V171H138V173L139 174H136L135 176H142V178L141 177H139V178H141V179H143L144 178V180H146V179H149L150 180V182H145V183H140V184H137V183H135L134 185L132 184H130L131 186H132V189L131 190H133V192H135V189H136V187L137 186H141L144 190L142 191V193H141V191L138 193V194H134L133 195V193H126V194H121V195H118V194H116V195H118V197H119V199L120 198H123V200H125V202H123V203H121L120 204V207H121V205H125V204H127V205H129L132 201V203H134V202H136L137 204H134L133 206H132V204L128 207V208H125V210H127V212H128V214H126L127 216L129 215V217H131V219H129L127 222H129V223H133L132 225H134L135 223H137V226H139L138 224L140 223V222H138V221H140V220H146L145 222L146 223H144V225L142 226L141 225V229H136V228H138V227H136L135 229H133L134 227H135V225H134V227L133 228H131V226H130V228L131 229H133V233H141V232H143V234H144V232H146V233H150V232H152L153 230H158L159 229V231H162V232H166V233H163V234H166V235H163V236H167V238H168V234L170 235L171 234V232L172 231H170V230H173V229H175L177 232H179L180 231V234L178 235V236H173V239H175V242H178L179 241V239H180V241L184 244H186V242H185V240L186 239H188V238H193V240L192 239H188L189 241L191 240V241H193L192 243H194L195 245H193V246H196V249H195V247H192V248H194L195 250L193 251L194 253H195V251L197 250V253L199 252V251H201V250H206L207 249V247H204V245H203V243L205 242L206 244L207 243H209V246H212V245H210V244H213V243H215L214 241H213V238L215 237V235H219V231H217V228L219 227V228H222V227H220V224L221 223H218L219 222V220L221 221V219H218V217L220 216V215H218V217L216 218L215 216L217 215V213H215L214 212V210L213 209H211V208H209V207H204L205 205H206V203L208 202V200L207 201H205V202H203V199L202 198H205V196H207V194H209V193H213V194H215L214 192H215V190L217 191V186H216V182L217 183H220V182H222L221 181V179H220V182H218V179H217V181H216V178H217V174L215 175V172H214V170L212 169V167H213V164H215L216 163V160H214V157H215V155H213L214 153V149L217 147H215L214 149H213V151L211 152L210 151V149L211 148H209V147H206L205 145H207L208 146V144L210 143V142H208L207 144H205V145H203L204 143H202V145L200 144V146L199 145H197V146H199L198 147V149L197 150H194V147H197L195 144H192L191 143V141H187L186 143H181V135H182V133H183V130H184V128H185V131H186V128L187 127H181V125H178V123L177 122H175V121H172V120H176V119H179V118H182V117H185V120H184V124H188L189 126H188V131L190 132V131H192L193 133H195L196 132V136H202V135H205V134H207L208 132H212V134L214 133H218L219 131L220 132H223V131H227L225 134H224V137L225 136H228V137H232L234 140L235 139H237V142H240V143H245V142H247V140H246V138L248 137V136H240L241 134L243 135V132H247L248 130L250 131V129H252L253 127H247V128H239V129H236L237 128V126L238 125H240V124H243V123H245V122H247L248 120L251 122V119L253 120V119H255V120H257V117H260V118H264L263 116H264V105L262 104V107L259 105V107L260 108H258V107H254L255 109H253V106H255V103H254V105L252 106L251 104H250V102H249V104L247 103V104H241V105H243V106H245V107H251V109H253L252 111H250L248 114H247V116H250L248 119L247 118H245L244 119V116L243 115H246V114H242L241 115V113L239 112V114H236L237 113V111L239 110L240 111V109H242V106H241V108H239L240 106L239 105H237V104H234L235 102H232V99L235 97H233L231 100H230V97L227 95V94H229V95H231L229 92H223V94L222 93H220V94H222V97L224 98V100L225 101H223V100H220L219 98H220V96L218 95V91H216L217 92V94H216V92L212 89V88H215L214 86H216L218 83L217 82H214V80H213V78H215V76L212 78V76L211 75H213V73L214 72H216V68L217 67H215V65L213 64V61H209V60H207V61H203L202 59L203 58H201V57H199V56H197V60L195 59L194 61H192V60H190V61H192V62H196L197 64H198V62H200V66L201 67H203V68H200V70L202 69V72L201 73H199V71H198V69L197 70H195V69H193V71H192V73H191V71L187 68L188 67V64L186 63V65H187V69H185V68H183L182 69V71L183 70H189L190 72H186V73H191L190 75L189 74H187V76L188 77H186L185 78V75H184V79L187 81V84H183L184 85V87H182V89H184V88H186L185 86L186 85H188V87L190 88L191 86L190 85H192L193 87H194V89H196V88H198V86L200 87H202L203 85H205V81H203V78H204V76H206V77H208V78H210V76H211V80H212V82L211 83H217L216 85L213 83L212 85H214V86H210V88L213 90H211V92H215L214 94H216L215 96V99H213L214 98V96H212V95H209V89H207L206 90V88H205V91L203 90L204 88H202V91L200 90V91H198V92H196V93H194V94H192L190 97L191 98H198V99H200V98H203L202 100L204 101V99L206 98V95L208 94L209 96H212V99L211 100H205L204 102L202 101V102H200V100L197 102L196 101V103H191V105H186V103H184V101H183V104H182V101L180 102V100H178V99H174V98H172V96L170 95V92H169V90H170V88H168L167 86V88L169 89H167V90H161L158 94H156L157 96H159V95H161V98H162V95L163 94H165V93H168L169 92V96H171V98L169 97L168 99H167V97H166V99H159V98H157V96H155V93L153 94V92L151 91V92H149L150 94H148V95H146V96H142V98L139 100V102H138V100H137V102H138V104L140 105L139 107H141L142 109L141 110H139L138 109V111H137V114L139 115V117H138V122H136L137 124L138 123H142V121H144V122H149V121H155L156 120V118H158V120H159V118H160V120L161 119H163L162 120V122H160V120H159V122H160V126H158L159 127V129L160 130H162V131H164L163 133H165V132H168V131H170L172 134H168V133H165V137H163L164 139H161V140H164V143H163V145L161 146V147H159L160 149H157V150H159V154H158V156H156L155 158H150L151 159V161L152 162H155V165H153L154 163H152L151 161L150 162H148L147 160L149 159L148 157H151V153H154V154H156V152H154V149H152V151H151V148L152 147H150V145H149V143H148V140H151L150 138H152V137H146V136H148V133H150L151 131H153L154 129H155V126L154 127H152L153 125L152 124H154V123H156V122H151L152 124V126L150 127V125H148V126H142V127H139L138 125H140V124H136V125H132L131 127V129H133L135 132V135H134V133L133 134H128V132H127V135H126V137H125V134H124V139L125 140H127V141H125V144L127 145V147H128V150L130 149L131 150V154L129 153V152H127V154H126V152L124 153V154H126V155H128V154H130V155H133L134 156V158H132V159H134V160H132V161H129V159L131 158H129V155H128V159L126 158L125 160H120L119 158H118V155H120V156H122V155H124L123 153H122V151L121 150H119L120 148V146H123V145H121L120 144V146L119 147H117V145H116V143H115V145H116V147L118 148V150L119 151H121V152H118V155H117V158L118 159H116V157H115V159L113 158V156H112V151L114 150L113 148H115L114 146H113V148L111 147L112 145H113V143L115 142V141H117V143L119 144V141L117 140V139H119V136H118V138L115 136V134L116 133H118V128L116 129V130H113V131H111L110 130V126H113V125H115L116 124V120H118V119H116V120H112L111 118H109V117H106V113H109V111H112V109L111 110H109V108L108 107H105V106H101V105H94L93 103H92V100L94 99V98H96V97H98V98H107V96L109 97H111L112 98V95H113V93H112V95H111V93L108 91V90H106L105 89V87L107 88V79H106V72L105 71H107L106 69L108 68H103V69H105L104 71H103V69L101 70V71H99V73H97L96 75H91V74H89V75H91L90 76V79H91V81H93V80H95V89L94 90H91L89 87H88V84H85L86 86H84L85 88L87 87V90H90V92H89V94H87V96L86 95H84V96H86V97H84L83 96V94H82V96L84 97V100H83V97H82V99H80V102H76V106L78 107V112H76V111H74L72 108L75 106H71V104L72 103H74V102H72V103H70V98L72 99L73 98V95H76V93H79V92H73L72 91V93H74L72 96H71V93H70V89L72 88V87H69L70 89H67L68 87L67 86H71V85H69L68 83H69V81H72V80H74L75 78H84V76L82 75V72L84 71V70H82V72L80 73L79 72V70H77V69H75V70H73L72 68V66L70 65V63L68 64V65H70L72 68H70V71L72 72L70 75L72 76L73 75V77H71V76H68V73L67 74H65V69H67V68H65L64 70H63V68H62V65H63V63L65 62V58H64V54H65V52H64V49H66L65 47L67 46H69V45H72V44H69V43H71V42H74V41H76V40H78L80 37H82L83 35H85V34H89V33H91V30H92V27H94V25H96L97 23H98V25H99V23L103 26L104 25V28L103 29H106L105 27H107L108 25H110V24H108L110 21L112 22V21H114L115 20V18H114V20H110V16L108 17V15H109V12H111L112 14L113 13H117L118 11L120 12V14L122 15V13H121V11L122 10H124V11H122L123 13L124 12H126L127 10H129V11H131V9H133V7L132 6H130V7H132L131 9H127V10H125V9H123L124 7L123 6H121L122 4H121ZM129 4L128 5H133L134 4V2L132 1V0H129ZM148 3H146L147 5L148 4H151V2L149 3V1H147ZM157 1L155 0V3H156ZM141 2H139V4H140ZM144 3V4H145ZM126 4V3H125ZM124 4V5H125ZM152 4H153V2H152ZM152 4H151V6H152ZM157 4V3H156ZM164 4V3H163ZM167 4H168V1H167ZM136 5H138V3L136 4ZM135 5V7H137ZM169 5V4H168ZM150 8H151V6L150 5H148ZM153 6H155L154 4H153ZM152 6V7H153ZM122 7V10L120 9ZM129 7V8H130ZM139 7V6H138ZM149 7H147V8H149ZM158 7L159 6H157V8L156 7H154V10H156V12H157V10L159 11V9H158ZM163 7H164V5H163ZM166 7V6H165ZM171 7V6H170ZM156 8V9H155ZM140 9V10H139ZM138 9V14L136 15V17H135V20H137V16L139 15V11L141 12L142 10H143V8L141 9V7ZM151 9H153V8H151ZM151 9L149 10V9H147L149 12L151 11ZM162 9H164V8H162ZM161 9V10H162ZM166 9H168V8H166ZM147 10H146V12H147ZM162 11H164V10H162ZM105 12H108V14H107V16L105 15V17L107 18H109V22H106V20L108 19H106V20H104V18H103V15H104V13ZM143 12V11H142ZM155 12V11H154ZM126 13H128V11L126 12ZM161 13V12H160ZM129 14V13H128ZM128 14H126L127 16H129ZM133 15H134V13H132ZM144 14V13H143ZM150 14V13H149ZM157 14V13H156ZM111 15V14H110ZM114 15V14H113ZM117 15H119L118 13H117ZM117 15H115V16H117ZM120 16V15H119ZM118 16V17H119ZM131 16V15H130ZM111 17H112V15H111ZM120 18H122V17H120ZM112 19V18H111ZM139 19V18H138ZM121 20H119V22H120ZM126 21V20H125ZM128 21H130V19H128ZM138 21V20H137ZM118 22V21H117ZM122 22H124V21H122ZM127 22V21H126ZM131 22H133L134 23V19L131 21ZM113 23V22H112ZM142 23V22H141ZM119 24H121V23H119ZM138 24V23H137ZM140 24V23H139ZM97 25V26H98ZM111 25H113V24H111ZM118 25V24H117ZM122 25V27H124L125 25H124V23L123 24H121ZM97 26H95V28L97 27ZM100 26V25H99ZM115 25H113L112 27L113 28H111V27H109L111 30L112 29H114L115 27H114ZM131 26V25H130ZM134 26V25H133ZM119 27V26H118ZM121 27V26H120ZM100 28V27H99ZM127 28V27H126ZM7 29V28H6ZM101 29H102V27H101ZM108 29V28H107ZM113 31V30H112ZM94 33V32H93ZM252 34V33H251ZM250 34V35H251ZM173 35V34H172ZM255 35V33H253L252 34V36L253 37H255L254 36ZM3 36V35H2ZM2 36H0V38L2 37ZM6 36H4L5 38H6ZM86 36V35H85ZM89 36V35H88ZM87 37V36H86ZM91 37V36H90ZM4 38V39H5ZM4 39H3V43H4ZM98 39V38H97ZM99 40V39H98ZM261 40L262 39H260V44H261ZM0 41V42H1ZM79 41V40H78ZM84 41V40H83ZM264 41V40H263ZM77 43V42H76ZM170 43V42H169ZM258 43V42H257ZM264 43V42H263ZM1 44V43H0ZM67 44H69V45H67ZM74 44V43H73ZM177 44V43H176ZM76 45V44H75ZM78 45V44H77ZM171 45V44H170ZM181 45H182V43H181ZM2 46V45H1ZM6 46H7V44H6ZM169 46V45H168ZM9 47H7V48H9ZM174 47V46H173ZM6 48V47H5ZM71 48V47H70ZM69 48V49H70ZM74 48V47H73ZM176 48V47H175ZM148 49V48H147ZM154 49V48H153ZM204 49V48H203ZM207 49V48H206ZM206 49H204V50H206ZM61 50H63V52H61ZM151 50V49H150ZM156 50V49H155ZM170 50V49H169ZM5 51V50H4ZM66 51V50H65ZM156 51H158V49L156 50ZM207 52L209 51L208 49L206 50ZM2 52V51H1ZM174 52V51H173ZM212 52V51H211ZM210 52V53H211ZM6 53H7V50H6ZM8 53H9V50H8ZM63 55H62V54ZM69 53V52H68ZM67 52H66V55L68 54ZM71 53H73V52H71ZM149 53H155L154 52V50L153 51H150ZM74 54V53H73ZM95 54V53H94ZM140 54H142L143 55V53L142 52H140ZM145 54V53H144ZM157 54V53H156ZM165 54H167V53H165ZM169 54V53H168ZM178 54V53H177ZM199 54V53H198ZM142 55H140L141 57H143ZM172 55V54H171ZM179 55V54H178ZM177 55V56H178ZM5 56V57H4ZM38 58H37V57ZM46 56H50V57H48V58H51V59H47L46 58ZM71 56V55H70ZM94 56V55H93ZM95 56H96V54H95ZM94 56V57H95ZM98 56H99V54H98ZM162 56V55H161ZM229 56V55H228ZM12 57V58H11ZM31 57H34V64H33V60L31 61L32 63H30L29 64V61H28V59L30 60V58ZM35 57L39 60V57H40V64H39V66H37V64L39 63L37 60V62L35 61ZM43 59H42V58ZM63 57V58H62ZM65 57H67V58H69V56H65ZM140 57V58H141ZM147 57V56H146ZM150 57H153V56H149V58ZM169 57H171V56H169ZM91 58V57H90ZM148 58V57H147ZM154 58H156V57H154ZM158 58V57H157ZM163 58V57H162ZM178 58V57H177ZM208 59L210 58V56L209 57H207ZM42 59V60H41ZM63 59H65V60H62ZM79 59V58H78ZM99 59V58H98ZM173 59V58H172ZM46 60H51V61H53L52 63H47V61ZM100 60V59H99ZM103 60V59H102ZM165 59H161V57H160V59H153V60H150V59H147L146 61H143V62H145L144 64L147 66V67H150V66H157V67H165V65H166V67H167V61H166V63H165V61H164ZM216 60H218V59H216ZM26 61H28V64H26L27 62ZM72 61V60H71ZM77 61V60H76ZM80 61V60H79ZM82 61V60H81ZM198 61V62H197ZM63 62V63H62ZM67 62V61H66ZM65 62V63H66ZM68 62H70V59L68 60ZM67 62V63H68ZM75 62V61H74ZM100 62H103V61H100ZM172 62H174V61H172ZM182 62H184V60L183 61H180V63H182ZM187 62H189V61H187ZM202 62H203V64H202ZM218 62V61H217ZM216 62V63H217ZM22 64V65H20V64ZM64 63V65L63 66H65L66 64ZM85 62H83V64H84ZM89 63V62H88ZM94 63V62H93ZM104 63V62H103ZM107 63V62H106ZM178 63V62H177ZM185 63V62H184ZM196 63H194L195 64V66H197V68H199L198 67V65L196 64ZM215 63V62H214ZM221 63V62H220ZM2 64H4L3 62H2ZM15 65V64H17V65H15V68H16V66H18V65H20V66H18V67H20L21 68V66H22V68L20 69V68H16L15 70L16 71H24V74H23V76H18V75H16V74H14V75H12V76H10V75H7V74H5V72L4 71H10V72H12V71H14L13 69H14V67L12 66V65ZM71 64H73V63H71ZM95 64V63H94ZM105 64V63H104ZM127 64V63H126ZM191 64H193V63H191L190 62V65ZM174 65V64H173ZM177 65V64H176ZM185 65V66H186ZM204 65V66H203ZM217 65H218V63H217ZM216 65V66H217ZM219 65H221V64H219ZM1 66V65H0ZM67 66V65H66ZM65 66V67H66ZM69 66V67H70ZM74 66V65H73ZM83 66H85V64L83 65ZM88 66V65H87ZM95 66V68H97V66L96 65H94ZM101 66V65H100ZM106 66H108L107 64H106ZM105 66V67H106ZM141 66H142V64H141ZM171 66V65H170ZM178 66V65H177ZM182 66V65H181ZM194 66V65H193ZM42 68V70H41V72H39V73H33V71H34V68ZM68 67V66H67ZM77 67H78V65H77ZM89 67H93V65L92 66H90L89 65ZM99 67V66H98ZM143 67H145V66H142V68ZM146 67V68H147ZM165 67V68H166ZM180 67V66H179ZM190 67V69L191 68H193L192 66H189ZM38 68V69H39ZM74 68H76L75 66H74ZM110 68V67H109ZM160 68V69H161ZM178 68V67H177ZM195 68V67H194ZM223 68V67H222ZM246 68V67H245ZM258 68H259V66H258ZM257 67H256V69H258ZM33 69V71L31 72V70ZM69 69V68H68ZM89 69V68H88ZM168 69V68H167ZM214 69H216V70H214ZM220 69V68H219ZM12 70V71H11ZM91 70H92V68H91ZM99 70H100V68H99ZM158 70V69H157ZM162 70H164V68H162ZM192 70V69H191ZM26 71V72H25ZM69 71V72H70ZM95 71V70H94ZM98 71V70H97ZM109 71V70H108ZM152 71V70H151ZM177 71V70H176ZM220 71V70H219ZM260 71V68L258 69V72ZM34 72H36V70L34 71ZM173 72V71H172ZM217 72H218V70H217ZM217 72H216V74H217ZM232 72V71H231ZM14 73V72H13ZM15 73H17V72H15ZM20 73V72H19ZM91 73V72H90ZM170 73V72H169ZM182 72L180 71V74H181ZM183 73H184V71H183ZM147 74H148V72H147ZM154 74V73H153ZM174 74V73H173ZM176 74H178V73H176ZM175 74V75H176ZM216 74H214V75H216ZM219 74V73H218ZM256 74V73H255ZM255 74H254V77H255ZM19 75H21V74H19ZM64 75H67L66 77L64 76ZM109 75V74H108ZM149 75V74H148ZM155 75V74H154ZM86 76H87V74H86ZM151 76V75H150ZM166 76V75H165ZM176 76H178V75H176ZM253 76V75H252ZM69 77V78H68ZM157 77V76H156ZM155 77V78H156ZM169 77V76H168ZM180 77V76H179ZM205 77V78H206ZM254 77H252V78H254ZM257 77V80L256 79H250V81L248 82L249 83V86L251 87V88H253L254 89V91H253V97H257V98H263L264 99V71H261V72H259L258 73V76H256ZM71 78H73V79H71ZM166 78V77H165ZM176 78V77H175ZM174 78V79H175ZM183 78V77H182ZM181 78V79H182ZM204 78V79H205ZM68 79H69V81H68ZM71 79V80H70ZM87 79V78H86ZM162 79V78H161ZM173 79V80H174ZM183 79V80H184ZM247 79V78H246ZM248 79V80H249ZM18 82L16 85H18V87L17 88H19V86H20V84H19V82L20 83H22L21 85H26V90H27V98L26 99H24V101H25V104H22V105H24V106H22L21 108H19L18 110H15L16 108H18L17 107V105H15L14 104V102H17L18 100L16 99V101H14L13 102V99H11L12 97H14V96H11L7 91H6V89H7V87L4 85L3 86V84H15L16 82ZM88 80V79H87ZM153 80V79H152ZM152 80H150V83H148V85L149 84H151L152 82H154V81H152ZM169 80V79H168ZM167 80V81H168ZM173 80H172V82H173ZM176 80V79H175ZM178 80V79H177ZM182 80V81H183ZM77 82V81H79V80H74L73 81V83L74 82ZM152 81V82H151ZM170 81H171V79H170ZM209 81V80H208ZM207 81V82H208ZM215 81H217L216 79H215ZM80 82V83H79ZM79 82H77L78 83V85L79 84H81V81H79ZM87 82V81H86ZM149 82V81H148ZM166 82V81H165ZM164 82V83H165ZM204 82V84H202ZM210 82H208V83H210ZM219 82V81H218ZM221 82H222V84H223V82L224 81H220V83L219 84H221ZM226 82V81H225ZM224 82V83H225ZM175 83V82H174ZM185 83V82H184ZM190 83V84H189ZM247 83V84H248ZM66 84H68L67 86H66ZM70 84H72V82L70 83ZM202 84V85H201ZM9 85H7V86H9ZM74 85V84H73ZM82 85V84H81ZM81 85H80V88H79V90H81ZM107 85V86H106ZM166 85H167V82H166ZM171 85V84H170ZM175 85V84H174ZM209 85V84H208ZM211 85V84H210ZM13 86V85H12ZM64 86H66V88L64 87ZM147 86V85H146ZM149 86H151V85H149ZM154 86V85H153ZM182 86V85H181ZM205 86H207V85H205ZM204 86V87H205ZM234 86V85H233ZM10 87V86H9ZM16 86H14V88H15ZM64 87V88H63ZM78 87L79 86H77V88H75V89H78ZM148 87V86H147ZM159 87V86H158ZM169 87H171V86H169ZM178 87H180V86H178ZM186 88V89H189V88ZM193 87H192V90H193ZM196 87V88H195ZM200 87V88H201ZM246 87V86H245ZM12 88V87H11ZM163 88H165L164 86H163ZM181 88V87H180ZM221 88H222V86H221ZM9 89V88H8ZM75 89H74V91H75ZM83 89V88H82ZM142 89H144V88H142ZM147 89V88H146ZM159 89V88H158ZM185 89V90H186ZM191 89V88H190ZM11 90V89H10ZM15 90V89H14ZM134 90V89H133ZM180 90V89H179ZM16 91H18V90H16ZM15 91V92H16ZM20 91V90H19ZM76 91H78V90H76ZM85 91V90H84ZM138 91H140V90H138ZM145 91V90H144ZM148 91V90H147ZM171 91V90H170ZM181 91V90H180ZM183 91V90H182ZM187 91V90H186ZM222 91V90H221ZM227 91H230V90H227ZM14 92V91H13ZM23 92V91H22ZM24 92H26V91H24ZM23 92V93H24ZM134 92H136V91H134ZM146 92V91H145ZM178 92V91H177ZM220 92V91H219ZM18 92H16L15 94H17ZM20 93V92H19ZM22 93V94H23ZM84 93V92H83ZM87 93V92H86ZM139 93H142V91L141 92H139ZM176 93V92H175ZM174 93V94H175ZM181 93V92H180ZM14 94V93H13ZM22 94L20 95V97L22 96ZM115 94V93H114ZM135 93H133V95H134ZM137 94V93H136ZM135 94V95H136ZM143 95H145L146 93H142ZM151 94H153L155 97H153ZM177 94V93H176ZM182 94V93H181ZM26 95V94H25ZM117 95V97H118V94H116ZM115 95V96H116ZM177 95H179V94H177ZM243 95V94H242ZM17 96V95H16ZM71 96V97H70ZM166 96V95H165ZM219 96V97H218ZM246 97H247V95H245ZM76 97V96H75ZM135 97V96H134ZM133 97V98H134ZM139 96L137 95V99H139L138 98ZM141 97V96H140ZM164 97V96H163ZM178 97V96H177ZM78 98V97H77ZM97 98V99H98ZM179 98V97H178ZM191 98H189L191 101H192V99ZM239 98H240V96H239ZM20 99V98H19ZM136 99V98H135ZM180 99V98H179ZM188 99V98H187ZM186 99V100H187ZM188 99V100H189ZM209 99V98H208ZM247 99V98H246ZM263 99H262V101H263ZM12 100V101H11ZM105 100H108V98L107 99H105ZM119 100V99H118ZM189 100V101H190ZM261 100V99H260ZM10 101L11 102H13L12 103V105H11V103H10ZM76 101V100H75ZM110 101V100H109ZM111 101H113L112 99H111ZM110 101V102H111ZM230 102V105H235V107H236V105H237V107L239 108H237V110H236V113H234L233 114V112H232V110H231V112H232V114L230 113V114H228V115H226L223 119H222V121L220 122V123H217L216 124V126L213 128V126H211V125H209V126H211L210 128L212 129L211 131H210V129L209 128H205V129H201V125L203 126V124L206 122V119H209V118H214L215 119V117H217V119H218V117H220V116H222V115H224L225 113L227 114V110H228V107H230V105L228 106V104H227V106L225 105V103L226 102ZM233 101H235L234 99H233ZM23 102V101H22ZM136 102V103H137ZM195 102V101H194ZM228 102V103H229ZM103 103V102H102ZM101 103V104H102ZM135 103V104H136ZM181 103V104H180ZM232 103V104H231ZM238 103V102H237ZM9 104L11 105V107L9 106ZM18 104V103H17ZM75 104V103H74ZM111 104H113V103H111ZM138 104H136V106L138 105ZM259 104H260V102H259ZM73 105V104H72ZM9 108H8V107ZM112 106V105H111ZM115 106V105H114ZM256 106H257V104H256ZM13 107V108H12ZM132 107V106H131ZM245 107H243V108H245ZM15 108V109H14ZM24 108V109H23ZM111 108H113V107H111ZM196 109L198 110V112H196L195 113V111H196ZM247 109V108H246ZM249 109V108H248ZM75 110H76V108H75ZM80 110V111H79ZM106 110H108V112L106 111ZM115 110V109H114ZM114 110H113V112H114ZM137 110V109H136ZM195 110V111H194ZM200 110V111H199ZM203 110V111H202ZM243 110V109H242ZM242 110H241V112H242ZM193 111V112H192ZM229 111V110H228ZM112 112V113H113ZM235 112V111H234ZM245 113V112H244ZM247 113V112H246ZM115 113H113L112 115H114ZM119 114V113H118ZM136 114V113H135ZM236 114V115H235ZM110 114H108V116H109ZM13 116V117H14ZM17 116V115H16ZM111 116V115H110ZM119 116V115H118ZM117 116V117H118ZM11 117V116H10ZM13 117H11V118H13ZM21 117V118H22ZM238 117H240V120L238 119V122H234L235 120H237V118ZM243 117V118H242ZM116 117H113V119H115ZM119 118V117H118ZM221 118V117H220ZM242 118V119H241ZM9 119V118H8ZM136 119V118H135ZM182 119H184V118H182ZM214 119H213V122H214ZM217 119H215V123H216V120ZM11 121H12V119H10ZM105 120H108V121H105ZM123 120V119H122ZM127 120V119H126ZM130 120H131V118H130ZM130 120H129V122H130ZM15 121V120H14ZM89 121H90V123H89ZM120 121V120H119ZM119 121H118V124H116V125H119L120 123H119ZM125 121V120H124ZM128 121V120H127ZM133 121V120H132ZM131 121V122H132ZM139 121H141V122H139ZM211 121V120H210ZM254 121V120H253ZM264 121V120H263ZM13 122V121H12ZM115 122V123H114ZM135 122H133L134 124H135ZM143 122V123H144ZM179 122V121H178ZM260 122V121H259ZM262 122V121H261ZM5 123H7V124H9L8 122H5ZM121 123H123L122 121H121ZM125 123H126V121H125ZM158 123V122H157ZM156 123V124H157ZM173 123H175V125L173 124ZM212 122H210V124H211ZM235 123V124H234ZM248 123V122H247ZM20 124V123H19ZM124 124V123H123ZM168 124H173V126H179L178 127V129H175V128H171ZM179 124H181V123H179ZM209 124V123H208ZM214 124V123H213ZM246 124V123H245ZM260 124H264L263 122L262 123H259V128H260ZM2 125V124H1ZM0 125V126H1ZM4 125V124H3ZM10 125V124H9ZM17 125H18V123H17ZM16 124H15V127L17 126ZM121 125V124H120ZM119 125V126H120ZM127 125V124H126ZM157 125H159V124H157ZM167 125V126H166ZM5 126V125H4ZM92 126H93V124H92ZM108 126V127H107ZM118 126V127H119ZM122 126V125H121ZM124 126H125V124H124ZM241 126V125H240ZM240 126H238V127H240ZM243 126H244V124H243ZM246 126H247V124H246ZM253 126H254V124H253ZM264 126V125H263ZM6 127V126H5ZM4 127V128H5ZM20 127H21V125H20ZM157 127V126H156ZM256 127V126H255ZM262 127V126H261ZM1 128V127H0ZM9 128H11V127H9ZM17 128H18V126H17ZM115 128V127H114ZM124 128V127H123ZM127 128V127H126ZM203 128V127H202ZM220 130H219V129ZM219 131H218V130ZM263 129V128H262ZM261 129V130H262ZM125 130V129H124ZM129 130V129H128ZM128 130H126V131H128ZM158 130V129H157ZM209 130V131H208ZM257 130V129H256ZM261 130H260V132H261ZM0 131H2V128H1V130ZM6 131V130H5ZM16 131H18V130H16ZM16 131H15V134H16ZM19 131H21V130H19ZM126 131H124V132H126ZM131 131V130H130ZM129 131V132H130ZM155 131V130H154ZM188 131H186V132H188ZM13 132V131H12ZM156 132H158V131H156ZM219 132V133H220ZM6 133V132H5ZM11 133V132H10ZM115 133V134H114ZM131 133V132H130ZM192 133V134H193ZM256 133V132H255ZM157 134V133H156ZM209 134V133H208ZM211 134V133H210ZM213 134V135H214ZM258 134H259V132H258ZM122 135V134H121ZM120 135V136H121ZM151 135H152V132H151ZM163 135V134H162ZM161 135V136H162ZM237 135V136H236ZM253 135V134H252ZM256 135H257V133H256ZM156 136V135H155ZM154 136V137H155ZM164 136V135H163ZM187 136V135H186ZM190 135H188V137H189ZM205 136H207V135H205ZM215 136V138H216V134L214 135ZM213 136V137H214ZM223 136V135H222ZM208 137H210V136H208ZM241 137V138H240ZM252 137V136H251ZM254 137V136H253ZM252 137V138H253ZM263 137V136H262ZM260 138L261 140L263 139V138ZM110 139V141L109 140H107V142L109 143L110 142V144H112L111 146L106 142V139ZM121 138H123V137H121ZM120 138V139H121ZM148 138V139H147ZM161 138V137H160ZM183 138V137H182ZM192 138V137H191ZM255 138H256V136H255ZM212 139V138H211ZM222 139H223V137H222ZM250 139V138H249ZM249 139H248V142H250L249 141ZM254 139V138H253ZM104 140H105V142H104ZM122 140V139H121ZM120 140V141H121ZM185 140V139H184ZM205 140H207L208 141V139H205ZM213 140V139H212ZM211 140V141H212ZM216 140V139H215ZM231 140V139H230ZM243 140V141H242ZM251 140V139H250ZM159 140H157V142H158ZM232 141V140H231ZM252 141V140H251ZM254 141V140H253ZM104 142V143H103ZM203 142H205L206 143V141H203ZM226 142V141H225ZM224 142V143H225ZM229 142V141H228ZM234 142V141H233ZM237 142L235 143V144H237ZM121 143V142H120ZM230 143V142H229ZM240 143H239V145H240ZM95 144V143H94ZM107 144L109 145V146H107ZM123 144V143H122ZM125 144H124V146H125ZM151 144V143H150ZM156 143H154V145H155ZM162 144V143H161ZM232 144V143H231ZM234 144V145H235ZM246 144V143H245ZM262 144V143H261ZM3 145V146H4ZM158 145V144H157ZM178 145V146H177ZM212 145H214V144H212ZM242 145V144H241ZM152 146V145H151ZM244 145H242V146H240V148L238 149L239 151H240V149L243 147ZM109 147H111L113 150L111 151L112 153H111V155L109 154ZM126 147V148H127ZM154 148H155V146H153ZM189 147V148H188ZM232 147V146H231ZM230 147V148H231ZM238 147V146H237ZM249 147H250V145H249ZM19 148H23V150H28V152L26 151V153L24 154V153H21L20 155L22 156V155H25V156H28L29 158H31V161H35V162H37V163H35V162H33V163H35V164H32L31 162H27L26 160V162L24 163V166L23 167H18L17 165V169L15 168V169H12L13 167V165H11V167L6 163V162H9L10 164H12V161H13V158L11 159V158H9V157H11V152H14V151H18L19 150ZM92 148V149H91ZM96 148V147H95ZM107 148H108V151H107ZM116 148V149H117ZM150 148V149H149ZM181 148V149H180ZM184 148H186V150L184 149ZM187 148L188 149H190V150H192V148H193V150L192 151H194V152H189V154L188 153H186L185 151H188L187 150ZM244 148V147H243ZM122 149V148H121ZM124 149V148H123ZM122 149V150H123ZM245 149V148H244ZM249 149V148H248ZM22 150V149H21ZM20 150V151H21ZM125 150V149H124ZM189 150V151H190ZM243 150V149H242ZM115 151V150H114ZM125 151H127V149L125 150ZM151 151V152H150ZM238 151V152H239ZM23 152V151H22ZM117 151H115V153H116ZM139 152H140V154H139ZM142 152H144V153H142ZM150 152V155L148 156V155H145V153L146 154H148ZM233 152H236V150L235 151H233ZM232 152V153H233ZM0 153H2V152H0ZM88 153L90 154V156L91 157H89L88 156ZM237 153V152H236ZM93 154V155H94ZM145 156H144V155ZM156 154V155H157ZM235 154V153H234ZM13 155V154H12ZM77 155V156H76ZM116 155V154H115ZM125 155V156H126ZM141 155H143V156H141ZM238 155H239V153H238ZM245 155H246V153H245ZM258 155V154H257ZM73 156H75V157H73ZM148 156V157H147ZM166 156V157H165ZM89 157V158H88ZM94 157V156H93ZM144 157H146L147 158V160H146V158H144ZM153 157V156H152ZM260 157V156H259ZM24 158H26V157H24ZM96 158V159H97ZM125 157H123V159H124ZM144 158V159H143ZM92 159V158H91ZM90 159V160H91ZM94 159V158H93ZM96 159H95V162H93L92 164L91 163H89V164H91V166H92V168H93V165H94V163L96 164L97 162H98V160H97V162H96ZM24 160V159H23ZM146 160V161H145ZM264 160V159H263ZM19 161V160H18ZM94 161V160H93ZM252 161V160H251ZM90 162H92V161H90ZM157 162V163H156ZM263 162V161H262ZM4 163V164H3ZM243 163V162H242ZM2 164V165H1ZM21 164V163H20ZM81 164V165H80ZM87 164H88V162H87ZM88 164V165H89ZM98 164V166H99V163H97ZM15 165V164H14ZM22 165V164H21ZM34 167H33V166ZM38 165V166H37ZM186 165H194L193 167H192V170H195V171H190L189 170V168H187L186 167ZM247 165V164H246ZM15 166V167H16ZM37 166V167H36ZM91 166H87V168L86 169H89V167H91ZM96 166V165H95ZM94 166V167H95ZM101 166V165H100ZM101 166V167H102ZM120 166H118L117 168L119 169V167ZM109 167V168H110ZM245 167V166H244ZM262 167V166H261ZM11 168V169H10ZM76 168V169H77ZM96 168V167H95ZM103 168V167H102ZM104 168H105V166H104ZM103 168V169H104ZM112 169H110V170H114V168L113 167H111ZM260 168V167H259ZM263 168V167H262ZM70 170L71 172L73 171V170ZM80 169V168H79ZM86 169H85V171H86ZM106 169H107V167H106ZM191 169V168H190ZM218 169H220V168H218ZM252 169V168H251ZM16 170H19L18 172L16 171ZM80 170H82V168L80 169ZM79 170V171H80ZM122 170V169H121ZM123 170H125V169H123ZM123 170L121 171V172H123ZM126 170V171H127ZM261 170V169H260ZM8 171V170H7ZM69 171V172H70ZM84 171V172H85ZM111 171V172H112ZM130 171V172H129ZM222 171H223V169L221 168L220 169V172L222 173ZM68 172V171H67ZM68 172V173H69ZM71 172L69 173V175H71ZM75 172H76V170H75ZM74 172V174H76ZM81 172V174L82 173H84V172H82V171H80ZM107 172V171H106ZM246 172H248V171H246ZM246 172H244V174L241 176L240 175V181L241 182H239L240 183V185H243V186H245L246 187V185H248V183H253V186L255 187V185H254V179L255 178H253V177H251L252 176V174H251V176L249 175V173H252V171L251 172H248V173H246ZM73 173V172H72ZM87 173V172H86ZM108 173H110V172H108ZM125 173H127V172H125L124 171V173L123 174H125ZM219 173V172H218ZM259 173V172H258ZM1 175H3L2 174V172L0 173ZM20 174V173H19ZM78 174V173H77ZM81 174H79V175H81ZM112 174V173H111ZM260 174V173H259ZM262 174H264L263 172H262ZM59 175V176H60ZM83 175V174H82ZM81 175V176H82ZM113 175V174H112ZM188 176L187 178H184V179H182L180 182L179 181H177V182H175V185H176V188L173 190L172 188H171V184H172V182L170 181V180H178L181 176ZM220 177H221V175L220 174H218ZM24 176H22V177H24ZM76 176V175H75ZM124 176V175H123ZM127 176V175H126ZM218 176V177H219ZM232 176H234V175H232ZM261 176H263V175H261ZM260 176V177H261ZM70 178H71V176H69ZM69 177H67V179H66V181L65 182H67V181H70L68 178ZM119 177V176H118ZM128 177H130V179L131 180H129V182L130 181H132V179H133V177H131L130 175L128 176ZM259 177V176H258ZM25 178V179H26ZM78 178V177H77ZM115 178V177H114ZM113 178V179H114ZM136 178V177H135ZM133 179V180H138V179ZM146 178V179H145ZM122 178H120V180H121ZM125 179H127V178H124L123 180H122V183H121V186L120 187H116V186H114V187H116L115 189L116 190H118V189H120V188H122V187H124V185L122 186V184H123V181H125ZM140 179V180H141ZM181 179V178H180ZM12 180V179H11ZM35 180H34V182H35ZM76 180V179H75ZM153 180H156V181H154V182H151V181H153ZM260 180V179H259ZM2 181V180H1ZM0 181V187L1 186H3V183ZM7 181V180H6ZM13 181V180H12ZM71 181H74V178L71 180ZM147 181V180H146ZM173 181V182H174ZM237 181V180H236ZM244 181H247V184L244 182ZM64 182V183H65ZM113 182H115V181H113ZM128 182V180L126 181V183ZM5 183V182H4ZM9 183V182H8ZM14 183H16L15 181H14ZM18 183V182H17ZM43 183L41 184L42 186H43ZM20 185H22L21 187H27L26 189H23V188H21L22 190H26V191H28L29 190V188H31V187H29L30 186V183H27V185L29 184V186H27L26 184H24V182H23V184L22 183H19ZM36 184H38V186H39V183H36ZM68 184V183H67ZM66 184V185H67ZM71 184H73V183H71ZM129 184V183H128ZM222 184V183H221ZM221 184L219 185V186H221ZM236 184V183H235ZM7 185V184H6ZM19 185V186H20ZM26 185V186H25ZM31 185H34V183H32ZM60 185V184H59ZM62 185V184H61ZM68 185H70V184H68ZM67 185V186H68ZM240 185H238V186H240ZM17 186V185H16ZM18 186V190L20 189V187ZM35 186V185H34ZM41 186V187H42ZM58 186V185H57ZM65 186V185H64ZM64 186H63V190H64ZM118 186V185H117ZM126 186V185H125ZM131 186H130V188H131ZM183 186H184V188L185 189H183ZM237 186V185H236ZM235 186V187H236ZM10 187V186H9ZM29 187V188H28ZM36 187V186H35ZM44 187V186H43ZM42 187V188H43ZM46 187V186H45ZM70 187V186H69ZM127 187H129V185L127 186ZM187 187V188H186ZM234 187V188H235ZM6 189H8L7 187H5ZM11 188V187H10ZM33 188V187H32ZM61 188V187H60ZM59 188V189H60ZM126 188V187H125ZM129 188V189H130ZM141 188V189H142ZM215 188H217V189H215ZM220 188V187H219ZM5 189V190H6ZM41 189V188H40ZM47 188H45V190H46ZM114 189V190H115ZM128 189V188H127ZM183 189V190H182ZM246 189V188H245ZM2 190H4V189H2ZM4 190V191H5ZM10 190V189H9ZM17 190V188H16V191H18ZM21 190V191H22ZM113 190V189H112ZM116 190L115 191H112V192H115L116 193ZM120 190H122V189H120ZM120 190H118V191H120ZM139 190V189H138ZM137 190V191H138ZM151 190H153L155 193H152L151 192ZM180 190V191H179ZM181 190H182V192H181ZM12 191V190H11ZM20 191V190H19ZM31 191H33V190H31ZM34 191H37V190H34ZM39 191V190H38ZM41 191H42V189H41ZM122 191H124V190H122ZM184 191V192H183ZM214 191V192H213ZM253 191V190H252ZM3 192V191H2ZM246 192V191H245ZM255 192V191H254ZM260 192H261V190H260ZM259 192V193H260ZM8 193V192H7ZM6 192H5V194H7ZM11 193V194H10ZM8 195V197H7V195H6V197L7 198H9L10 197V195H12L13 197L15 196V194L13 193V192H10ZM18 193H20L21 194V192H18ZM24 193L26 194V193H28V192H25L24 191ZM44 193V192H43ZM114 193V194H115ZM118 193V192H117ZM253 193V192H252ZM256 193V192H255ZM259 193H257V194H259ZM3 194V193H2ZM1 194V195H2ZM29 194V193H28ZM36 195V192L35 193H33V196H30L31 198L32 197H34L35 195ZM76 194V193H75ZM212 194V195H213ZM263 194V193H262ZM0 195V196H1ZM24 195V194H23ZM31 195V194H30ZM77 195V194H76ZM133 195V196H132ZM229 195V194H228ZM4 196V195H3ZM29 196V195H28ZM38 196V195H37ZM40 196H41V194H40ZM5 197V196H4ZM29 197V198H30ZM39 197V196H38ZM77 197V196H76ZM115 197H117V196H114V198ZM117 197V198H118ZM142 197H144L143 199H144V201L142 200L141 202H138V201H140L141 199H142ZM6 198V199H7ZM125 198V199H124ZM138 198H141L140 200H137V201H134V199H138ZM146 198V199H145ZM207 198H208V196H207ZM214 198V197H213ZM212 198V199H213ZM217 198V197H216ZM0 199H1V197H0ZM4 199V198H3ZM2 199V200H3ZM18 199V198H17ZM32 199H34V198H32ZM38 199V198H37ZM260 199H262V198H260ZM2 200H1V202H2ZM8 200V199H7ZM7 200H5V201H7ZM14 200V199H13ZM23 200V199H22ZM26 200V199H25ZM31 200V199H30ZM35 200V199H34ZM122 200V199H121ZM122 200V201H123ZM8 201H12V200H8ZM154 201V202H153ZM202 201V202H201ZM210 201H212L213 202V200H211L210 199ZM15 201H12V202H10V204L11 205H9V206H15V203H14ZM21 202V201H20ZM4 203H6V202H4ZM24 203H26V202H24ZM24 203H20V204H24ZM204 203H205V205H204ZM214 203V202H213ZM213 203H210V205L212 206V204ZM216 203V202H215ZM262 203V202H261ZM7 204H8V202L6 203V206H7ZM27 204V203H26ZM25 204V205H26ZM209 204V203H208ZM36 205V204H35ZM209 205V206H210ZM1 206V205H0ZM5 206V207H6ZM39 206V205H38ZM126 206V205H125ZM206 206H208V205H206ZM2 207V206H1ZM4 207V206H3ZM2 207V208H3ZM19 207V206H18ZM28 206H26V208H27ZM127 207V206H126ZM10 208V207H9ZM14 208V207H13ZM20 208V207H19ZM190 208V209H189ZM212 208H215V207H212ZM7 209V208H6ZM30 209V208H29ZM118 209V208H117ZM120 209V208H119ZM122 209V208H121ZM124 209V208H123ZM1 210V209H0ZM10 210H11V208H10ZM17 210H19V209H17ZM25 210V209H24ZM8 211H9V209H8ZM27 211H28V209H27ZM119 211V210H118ZM223 211V210H222ZM22 213L21 211H18L17 213ZM105 212H108V211H105ZM104 212V213H105ZM124 212H126V211H124ZM197 212V213H196ZM217 212H219L218 210H217ZM29 213V212H28ZM120 213H122V214H124L123 213V211L121 210L120 211ZM194 213H196L197 215H198V217L200 218H203L204 220H200ZM222 213V212H221ZM231 213V212H230ZM229 213V214H230ZM12 214V213H11ZM35 214V213H34ZM112 214V213H111ZM118 214V213H117ZM191 214H193V215H191ZM225 215V213L223 212L222 213V217ZM19 215V214H18ZM23 215H24V212H23ZM23 215L21 214V216L23 217ZM33 215V214H32ZM32 215H31V217H29L30 215L28 214L27 215V217H26V215L21 219V216H20V219H21V221L20 222H17V221H15L16 223H18V225H20L19 227H18V229H20V227L22 228V227H30V232H35L34 234H33V236H32V240H30L29 238H28V241L30 240V242L32 241L33 242V240H34V242H35V239H36V241H39L40 242V240L38 239V238H42L43 239V234H45L44 232H49L50 233V231H56V230H53V229H55V227L54 228H52V225L50 224V230L48 229H44L43 228V224L40 222L41 220H40V217H38V216H36V218H33V217H35V216H33L32 217ZM232 216V215H231ZM231 216H230V218H231ZM105 217V216H104ZM107 218H108V214H107V216H106ZM210 217H214V219L213 220H210ZM221 217V218H222ZM215 218L216 219H218V221H214L215 220ZM220 218V217H219ZM228 218V217H227ZM230 218H228L229 220H230ZM251 218V217H250ZM128 219V218H127ZM252 219V218H251ZM226 220V219H225ZM254 220V219H253ZM44 221H46V220H44ZM125 221V220H124ZM144 221H142V222H144ZM223 221V220H222ZM240 221V220H239ZM14 222V223H15ZM227 222H228V220H227ZM236 222V221H235ZM246 222V221H245ZM123 223H126V222H123ZM223 223V222H222ZM225 223H226V221H225ZM48 223H46V225H47ZM120 224H122V223H120ZM143 224V223H142ZM180 224V230H179V228L177 227V225H179ZM239 224H240V222H239ZM245 224V223H244ZM45 224H44V226H46ZM77 225V224H76ZM75 224L73 225V227L74 226H76ZM130 225V224H129ZM128 225V226H129ZM222 225V224H221ZM223 225H224V223H223ZM234 225V224H233ZM241 225V224H240ZM82 226V225H81ZM106 226V225H105ZM227 226V225H226ZM225 226V227H226ZM230 226V225H229ZM237 226V225H236ZM248 226H250V224L248 225ZM247 226V227H248ZM79 227H80V224H79ZM104 227V226H103ZM109 227V226H108ZM119 227V226H118ZM117 227V228H118ZM224 227V226H223ZM237 227H239V226H237ZM25 228H23V230L25 229ZM64 228V227H63ZM75 228V227H74ZM77 228H78V226H77ZM130 228H128V229H130ZM170 228V229H169ZM172 228V229H171ZM227 228V227H226ZM241 228V227H240ZM17 229V228H16ZM18 229L16 230L17 232H15V233H17V234H20L21 233V237H22V235L24 234V232H21V230H20V232L18 231ZM60 229V228H59ZM58 229V230H59ZM68 229V228H67ZM71 229V228H70ZM70 229H68V231H70ZM76 229V228H75ZM75 229H73V231L75 230ZM80 229V228H79ZM85 229V231L87 230L85 227H84V225L82 226V229L80 230V233H81V231L82 230H84ZM108 228H106V230H107ZM125 229V228H124ZM130 229V230H131ZM224 229V228H223ZM244 229V228H243ZM15 230V229H14ZM62 230V229H61ZM60 230V231H61ZM65 230V229H64ZM64 230L63 231H61V233L62 232H64ZM127 230V229H126ZM126 230H124V231H126ZM219 230V229H218ZM10 231H12V230H10ZM72 231V232H73ZM84 231V232H85ZM89 231V230H88ZM128 231V230H127ZM126 231V232H127ZM1 232V231H0ZM59 232V231H58ZM66 232V231H65ZM64 232V233H65ZM77 232H78V230H77ZM83 231H82V233H84ZM109 232V234H110V231H108ZM115 232H117L118 233V231H116L115 230ZM131 232H132V230H131ZM156 232V231H155ZM154 232V233H155ZM176 232V233H177ZM221 232V231H220ZM12 233V232H11ZM14 233V234H15ZM29 233V232H28ZM43 233V234H42ZM60 233V234H61ZM70 234H71V232H69ZM106 233V232H105ZM111 233H112V231H111ZM116 233V234H117ZM120 233V232H119ZM118 233V234H119ZM132 233V234H133ZM157 233V232H156ZM156 233H155V235H156ZM161 233V232H160ZM174 233H175V231H174ZM176 233H175V235H176ZM7 234V233H6ZM31 234V233H30ZM29 234V235H30ZM48 234V233H47ZM57 234V233H56ZM69 234V235H70ZM101 234V233H100ZM107 234V233H106ZM105 234V235H106ZM123 234V233H122ZM127 234H128V232H127ZM131 234V235H132ZM152 234V233H151ZM151 234H150V236H151ZM173 234V233H172ZM4 235V234H3ZM11 235V234H10ZM12 235H13V233H12ZM26 235V234H25ZM59 235V234H58ZM57 235V236H58ZM102 235H104V234H102ZM111 235V234H110ZM125 235V234H124ZM123 235V236H124ZM129 235V234H128ZM153 235V234H152ZM227 235H228V233H227ZM2 235H1V233H0V246H2L3 244H2V239H3V237H1ZM8 236V235H7ZM24 236V235H23ZM27 236V235H26ZM45 236V235H44ZM48 236H50V234L48 235ZM54 236V235H53ZM137 236H138V234H137ZM143 235H141V237H142ZM214 236V237H213ZM220 236V235H219ZM5 237V236H4ZM56 237V236H55ZM71 237H73V236H71ZM100 237H101V235H100ZM175 237V238H174ZM178 237H179V239H178ZM7 238V237H6ZM12 238V237H11ZM19 238V237H18ZM23 238V237H22ZM45 238V237H44ZM58 238V237H57ZM56 238V239H57ZM59 238H61L60 236H59ZM64 238V237H63ZM76 238V237H75ZM95 238V237H94ZM123 238V237H122ZM153 238H156V237H153ZM164 239L166 238V237H163ZM169 238H171V236L169 237ZM168 238V239H169ZM17 239V238H16ZM38 239V240H37ZM46 239H47V236H46ZM48 239H50V238H48ZM53 239H55L54 237H53ZM55 239V240H56ZM121 239V238H120ZM124 239V238H123ZM128 239V238H127ZM143 239H145L146 240V237L145 238H143ZM158 239V238H157ZM157 239H152L153 241H156ZM162 239V238H161ZM178 239V241H176ZM216 239V238H215ZM221 239V238H220ZM6 240V239H5ZM5 240H4V242H5ZM9 240V239H8ZM18 240H21V238L20 239H18ZM18 240H17V242H16V240H15V242H14V246H15V244H16V248H17V250L19 249L18 247H17V244L19 245V243L21 242V244H22V242H23V240H25V239H22V241H20V242H18ZM89 240V239H88ZM90 240H91V238H90ZM93 240V239H92ZM107 240H109V239H107ZM131 240V239H130ZM144 240V241H145ZM26 241V240H25ZM25 241H24V243H25ZM27 241V242H28ZM52 241V240H51ZM58 241V240H57ZM61 241V239L59 240V242ZM76 241V240H75ZM113 241V240H112ZM131 241H133V240H131ZM138 241V240H137ZM170 240H164L163 241V243H165L166 242V244L167 243H169V244H172L173 245V242H169ZM218 241V240H217ZM224 241H225V239H224ZM229 241V240H228ZM29 242V243H30ZM33 242V243H34ZM89 242V241H88ZM135 242V241H134ZM146 242V244L145 243H142L143 245H147V243H148V239H147V241H145ZM157 242V241H156ZM181 242H179V243H181ZM218 242H220V243H222V241H218ZM231 242V241H230ZM10 244H11V242H9ZM12 243H13V241H12ZM23 243V244H24ZM54 242L52 241V244H53ZM90 243V242H89ZM95 243V242H94ZM119 243H121V242H119ZM123 243V242H122ZM133 243V242H132ZM138 243H139V241H138ZM190 242H188V244H189ZM219 243V244H220ZM8 244V243H7ZM38 244V243H37ZM51 244V245H52ZM91 244V243H90ZM125 244V243H124ZM134 244H136L137 245V243L135 242ZM159 244V243H158ZM162 244V243H161ZM176 244V243H175ZM202 244V245H201ZM219 244H217V245H219ZM223 244V243H222ZM12 245V244H11ZM36 245V244H35ZM54 245H55V243H54ZM121 245H123V244H121ZM126 245H127V243H126ZM130 245H131V243H130ZM142 245V246H143ZM149 245L151 246V244L149 243ZM157 245V244H156ZM163 245V244H162ZM168 245V244H167ZM166 245V246H167ZM178 245H180V244H178ZM7 246V245H6ZM40 246V245H39ZM43 246V245H42ZM124 246V245H123ZM131 246H134V245H131ZM140 246V245H139ZM158 246V245H157ZM156 246V247H157ZM160 246L161 245H159L158 247L160 248ZM165 246V245H164ZM176 246V245H175ZM183 246V245H182ZM190 246V245H189ZM128 247V246H127ZM135 247V246H134ZM172 247V246H171ZM170 247V248H171ZM15 248V247H14ZM13 248V249H14ZM35 248V247H34ZM41 248V247H40ZM130 248V247H129ZM143 248V247H142ZM163 248H165V247H163ZM163 248H161V249H163ZM168 248H169V245H168ZM173 248V247H172ZM176 248V247H175ZM178 248V247H177ZM182 248V247H181ZM44 249V248H43ZM43 249H41V250H43ZM119 249V248H118ZM132 249H133V247H132ZM140 249V248H139ZM139 249H137V250H139ZM149 249H151V248H149ZM160 249V250H161ZM180 249V248H179ZM209 249V248H208ZM1 250V249H0ZM16 250V251H17ZM122 250V249H121ZM126 250V249H125ZM124 250V251H125ZM131 250V249H130ZM153 250H155L156 251V249H153ZM166 250H168L167 248H166ZM166 250L164 251V249L162 250L163 252H166ZM171 250V249H170ZM169 250V251H170ZM176 250V249H175ZM3 251V250H2ZM15 252V250H12V253H14ZM20 251V250H19ZM18 251V252H19ZM22 251V250H21ZM20 251V252H21ZM26 254H28V252L27 251H29V250H23ZM44 251V250H43ZM134 251H135V249H134ZM146 251V250H145ZM147 251H150V250H147ZM147 251H146V253H147ZM162 251H159V252H161V254L160 253H158V250H157V252L156 253H158L159 255H161V257H162ZM4 252H6V251H4ZM7 252H8V250H7ZM10 253H11V251H9ZM32 252V251H31ZM38 252H40V251H38ZM127 252V251H126ZM129 252V251H128ZM151 252V251H150ZM209 252V251H208ZM121 253V252H120ZM135 253V252H134ZM137 254H138V252H136ZM141 253H142V251H141ZM152 253V252H151ZM155 253V254H156ZM167 253V255L169 256V254H168V251L166 252ZM200 253V252H199ZM202 253H203V251H202ZM6 254V253H5ZM9 254V253H8ZM15 254V253H14ZM14 254L12 255V256H14ZM25 254V255H26ZM29 254L31 255V253L29 252ZM35 254V253H34ZM124 254H126V253H124ZM130 254H131V251H130ZM136 254V255H137ZM155 254H154V256H155ZM177 254V253H176ZM181 254V253H180ZM179 254V255H180ZM201 254V253H200ZM205 254V253H204ZM203 254V255H204ZM2 255V254H1ZM21 255V254H20ZM33 255V254H32ZM119 255V254H118ZM123 255V254H122ZM144 255H145V253H144ZM147 255V254H146ZM166 255V256H167ZM173 255H175V252H174V254ZM206 255V254H205ZM226 255V254H225ZM5 256H7V255H4V258H5ZM124 256V255H123ZM128 256H129V254H128ZM138 257H142L141 255H137ZM137 256H134L135 258L137 257ZM150 256H152V255H150ZM149 255H147V257H146V262L147 263H151V261L150 262H148L147 260L149 259V257H150ZM154 256H152V257H154ZM209 256V255H208ZM164 257V256H163ZM162 257V258H163ZM176 257H177V255H176ZM182 257H183V254H182ZM1 258V257H0ZM12 258V257H11ZM15 258V257H14ZM134 258V259H135ZM145 258V257H144ZM148 258V259H147ZM130 259V258H129ZM152 259V258H151ZM154 259V258H153ZM153 259H152V261H153ZM156 259V258H155ZM159 259H160V257H159ZM158 259V260H159ZM182 258H181V256H180V260H181ZM183 259H185L184 257H183ZM12 260V259H11ZM17 260V259H16ZM15 260V261H16ZM150 260V259H149ZM179 260V259H178ZM179 260V261H180ZM92 261V260H91ZM136 261V260H135ZM141 261V260H140ZM139 261V262H140ZM8 262V261H7ZM10 262V261H9ZM12 262V261H11ZM17 262V261H16ZM96 262V261H95ZM95 262H93L94 264H95ZM156 262V261H155ZM181 262H182V260H181ZM184 262V261H183ZM203 262V261H202ZM179 263V262H178ZM0 264H4L3 262H1L0 261ZM10 264V263H9ZM90 264V263H89ZM92 264V263H91ZM136 264V263H135ZM139 264H141V262L139 263Z\"/></svg>","mask_w":264,"mask_h":264}]
</instances>
